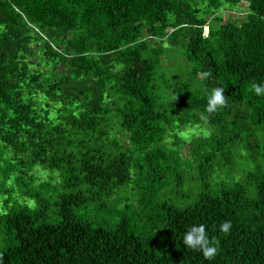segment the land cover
Instances as JSON below:
<instances>
[{
	"label": "trees",
	"instance_id": "16d2710c",
	"mask_svg": "<svg viewBox=\"0 0 264 264\" xmlns=\"http://www.w3.org/2000/svg\"><path fill=\"white\" fill-rule=\"evenodd\" d=\"M253 84L264 0H0V264H264Z\"/></svg>",
	"mask_w": 264,
	"mask_h": 264
},
{
	"label": "clouds",
	"instance_id": "9594fccd",
	"mask_svg": "<svg viewBox=\"0 0 264 264\" xmlns=\"http://www.w3.org/2000/svg\"><path fill=\"white\" fill-rule=\"evenodd\" d=\"M252 87L256 95L264 96V84H253ZM225 105L226 99L224 95V88H215L208 97L205 112L212 114L223 108ZM201 119L206 121L208 117L201 114ZM231 227L232 225L230 222H225L220 225V230L226 234ZM183 244L191 251H202L204 258L209 261V264H211V261L215 259L218 252V242L214 245L209 241L206 226L203 224L192 226L185 233L183 237Z\"/></svg>",
	"mask_w": 264,
	"mask_h": 264
},
{
	"label": "rangeland",
	"instance_id": "374dc122",
	"mask_svg": "<svg viewBox=\"0 0 264 264\" xmlns=\"http://www.w3.org/2000/svg\"><path fill=\"white\" fill-rule=\"evenodd\" d=\"M201 9L203 10V7L201 6ZM243 9V5L241 4H234V5H228V4H224L220 9L216 10L215 13H211V15L207 18L208 20L211 19V16L214 14H220L221 17L223 19H228V18H240L242 16V10ZM203 14V11H202ZM205 33H207V27L204 28ZM173 51L168 52V55H171V60H173V63L176 64L178 62L177 59H175V55L173 54ZM167 55V56H168ZM175 67V65H173ZM169 69V68H168ZM171 70V69H169ZM122 142L126 141V136H123L121 138ZM52 211L53 208L50 209L49 214L47 216V221L49 222H55L56 218L54 216H52ZM51 216V217H50Z\"/></svg>",
	"mask_w": 264,
	"mask_h": 264
}]
</instances>
